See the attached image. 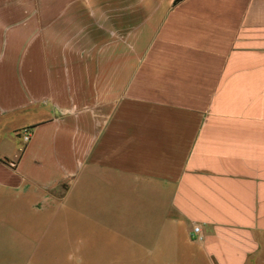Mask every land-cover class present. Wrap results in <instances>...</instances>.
<instances>
[{
    "label": "crops",
    "instance_id": "crops-1",
    "mask_svg": "<svg viewBox=\"0 0 264 264\" xmlns=\"http://www.w3.org/2000/svg\"><path fill=\"white\" fill-rule=\"evenodd\" d=\"M174 3L0 0V200L94 194L127 264H264V0Z\"/></svg>",
    "mask_w": 264,
    "mask_h": 264
},
{
    "label": "rangeland",
    "instance_id": "rangeland-1",
    "mask_svg": "<svg viewBox=\"0 0 264 264\" xmlns=\"http://www.w3.org/2000/svg\"><path fill=\"white\" fill-rule=\"evenodd\" d=\"M88 197L71 205L68 221L55 209L20 215L15 202L0 200V264H127L111 239L97 240L95 195Z\"/></svg>",
    "mask_w": 264,
    "mask_h": 264
},
{
    "label": "built area",
    "instance_id": "built-area-1",
    "mask_svg": "<svg viewBox=\"0 0 264 264\" xmlns=\"http://www.w3.org/2000/svg\"><path fill=\"white\" fill-rule=\"evenodd\" d=\"M29 139V136H25V140H28ZM200 232V229L198 227H196L194 229V234L192 235L193 237L196 236L198 233Z\"/></svg>",
    "mask_w": 264,
    "mask_h": 264
},
{
    "label": "trees",
    "instance_id": "trees-1",
    "mask_svg": "<svg viewBox=\"0 0 264 264\" xmlns=\"http://www.w3.org/2000/svg\"><path fill=\"white\" fill-rule=\"evenodd\" d=\"M183 0H175L174 5H178L180 2H182Z\"/></svg>",
    "mask_w": 264,
    "mask_h": 264
}]
</instances>
